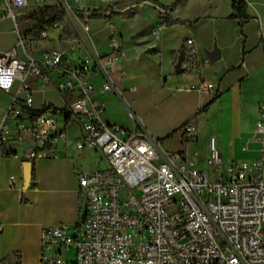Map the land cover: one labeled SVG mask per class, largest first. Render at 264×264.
Wrapping results in <instances>:
<instances>
[{
  "label": "built area",
  "instance_id": "1",
  "mask_svg": "<svg viewBox=\"0 0 264 264\" xmlns=\"http://www.w3.org/2000/svg\"><path fill=\"white\" fill-rule=\"evenodd\" d=\"M81 1L62 0V5L87 18L97 13L112 29L113 52L95 58L106 79L101 90L111 91L115 54L124 55L111 17L125 7L149 2L87 0L81 6ZM30 3L0 0V7L17 21L19 11ZM154 35L159 37V29ZM41 36L49 35L43 31ZM187 44L193 69L201 70L204 63L194 39ZM91 74L87 63L73 65L68 51L49 49L27 59L16 49L0 53V88L11 91L18 85L0 126V156L31 162L56 158L58 144L68 139L53 104L44 102L38 112L30 109L35 92L30 78L37 77L43 87L71 97L67 111L82 129L75 147L96 148L109 164L108 170L78 174L79 221L43 227L41 261L68 264L69 253L73 264H264V101L250 140L258 145L259 157L226 161L212 136L202 168L188 152L164 148L147 130L126 132L104 123ZM199 90L215 93L216 84H203ZM183 138L195 142L193 122L185 125ZM10 142L25 148L21 153L10 151ZM15 181L12 177L11 184Z\"/></svg>",
  "mask_w": 264,
  "mask_h": 264
},
{
  "label": "crops",
  "instance_id": "2",
  "mask_svg": "<svg viewBox=\"0 0 264 264\" xmlns=\"http://www.w3.org/2000/svg\"><path fill=\"white\" fill-rule=\"evenodd\" d=\"M30 1L29 7L19 11L17 21L0 7V53L16 49L20 58L27 59L41 57L49 49L68 51L73 65L87 63L92 69L91 80L98 88L96 98L104 123L126 132L147 130L164 148L188 152L202 168L206 167L202 160L208 154L212 136L226 161L259 157L258 145L250 140L259 104L264 101V0H246L251 17L247 21L231 17L236 0H227L224 8L211 3L207 8L187 11L182 0L175 11L167 9L164 14L160 6L152 3L125 7L111 17L115 35L124 44V55L115 54L116 62L110 71L111 91L101 90L106 79L95 61L97 56L113 52L108 19H97L105 22L108 31L92 26L95 18H81L77 13V20L69 22L65 15L62 22L49 25V17L41 20L40 12L46 6L62 5V0ZM157 1L168 7L172 0L167 4ZM87 4V0L80 2L81 6ZM165 16L186 22L164 24ZM156 29L158 38L154 35ZM43 31L49 36L43 38ZM188 39H194L198 59L204 66L201 70L178 72L176 66L182 53L183 70L190 64ZM215 45L221 56L211 61L207 50ZM206 83L216 84V92L200 91L199 87ZM30 85L35 90L30 109L38 112L44 102L53 104L63 117L68 139L58 144L56 158L32 162L34 175L27 187L25 161L0 156V261L13 255L6 264H14L18 256L21 264H44L43 227L79 221L78 174L109 168L100 150L75 147L82 129L76 119H66V95L43 87L37 77L30 78ZM17 93V84L11 91L0 88V126ZM189 122L197 127L194 143H186L183 138ZM200 143L205 144L204 154H200ZM7 148L21 153L25 146L10 142Z\"/></svg>",
  "mask_w": 264,
  "mask_h": 264
},
{
  "label": "trees",
  "instance_id": "3",
  "mask_svg": "<svg viewBox=\"0 0 264 264\" xmlns=\"http://www.w3.org/2000/svg\"><path fill=\"white\" fill-rule=\"evenodd\" d=\"M150 2H152L153 4H157L158 6H160L161 8H167L164 7L163 5H161L159 3V1L157 0H149ZM182 0H176L172 5H170V11H175L179 5L181 4ZM233 9H234V13H232L231 17H238L243 19L244 21L249 20L251 17L247 14V2L246 0H236L234 1L233 5H232ZM66 15V10L62 5H55V6H46L43 8V10L40 12V18L41 20H45L47 17H49L51 20L53 21H58V22H62L63 21V17ZM80 17H85L83 13H79ZM96 16H99L98 18H105L97 13H95L94 15H91L89 18H96ZM186 20L181 19V18H173L171 16H165L162 20V23L164 24H178V23H185ZM189 66L187 68H185L183 71H189L192 70V64L191 62H189ZM66 100L67 103L69 104L71 102V97L69 95H66ZM208 107L206 106L205 109H207ZM204 109V110H205ZM66 115V119L67 121L70 120L71 118V114L68 111L64 112ZM34 175V168L32 167V176ZM13 258V255H10L8 257H6L5 259H3L2 261H0V264H6L9 261H11V259ZM14 264H21V260L20 257H17V261Z\"/></svg>",
  "mask_w": 264,
  "mask_h": 264
},
{
  "label": "rangeland",
  "instance_id": "4",
  "mask_svg": "<svg viewBox=\"0 0 264 264\" xmlns=\"http://www.w3.org/2000/svg\"><path fill=\"white\" fill-rule=\"evenodd\" d=\"M163 4H167L168 2H170L171 0H160ZM149 3H152L148 0ZM175 0H172L168 5H171L172 3H174ZM149 3H147L146 5H148ZM211 3H217L221 8H224L227 4V0H185V7L184 10L187 11L189 8L198 10V9H203V8H207ZM153 4V3H152ZM140 7V6H139ZM170 6H168L167 8H165V10L169 9ZM170 10V9H169ZM161 14H164V12L161 11ZM66 16H67V21L71 22L72 20H77L75 14L73 11H71L70 9L66 10ZM99 16H96V20L93 22L92 26H96L97 29L99 30H104V31H108V28H106L104 26V21H99L97 20ZM83 18V17H81ZM46 22L51 25L54 24L55 21L51 20L50 18L48 20H46ZM56 27V26H55ZM64 34H66V32H64ZM61 121H63V117L60 118ZM199 148L201 149V153L200 154H204L205 151V144L204 143H200ZM204 159L202 160L203 165L204 164ZM67 257L70 259V262H68V264H73L72 263V255L71 254H67Z\"/></svg>",
  "mask_w": 264,
  "mask_h": 264
},
{
  "label": "water",
  "instance_id": "5",
  "mask_svg": "<svg viewBox=\"0 0 264 264\" xmlns=\"http://www.w3.org/2000/svg\"><path fill=\"white\" fill-rule=\"evenodd\" d=\"M208 58L211 61H217L220 59L221 52L217 45L214 46L212 50H207ZM182 59H183V53L179 57V61L177 63L176 69L178 72H182ZM24 186L27 187L32 179V162L31 161H25L24 162Z\"/></svg>",
  "mask_w": 264,
  "mask_h": 264
},
{
  "label": "clouds",
  "instance_id": "6",
  "mask_svg": "<svg viewBox=\"0 0 264 264\" xmlns=\"http://www.w3.org/2000/svg\"><path fill=\"white\" fill-rule=\"evenodd\" d=\"M9 84H10V81H9ZM5 86H8V85H5Z\"/></svg>",
  "mask_w": 264,
  "mask_h": 264
}]
</instances>
